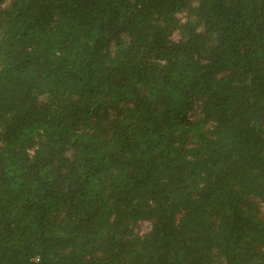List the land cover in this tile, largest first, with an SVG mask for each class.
Returning <instances> with one entry per match:
<instances>
[{
    "label": "trees",
    "instance_id": "1",
    "mask_svg": "<svg viewBox=\"0 0 264 264\" xmlns=\"http://www.w3.org/2000/svg\"><path fill=\"white\" fill-rule=\"evenodd\" d=\"M0 264H264V0H0Z\"/></svg>",
    "mask_w": 264,
    "mask_h": 264
},
{
    "label": "rangeland",
    "instance_id": "2",
    "mask_svg": "<svg viewBox=\"0 0 264 264\" xmlns=\"http://www.w3.org/2000/svg\"><path fill=\"white\" fill-rule=\"evenodd\" d=\"M150 229V224L149 223H140L139 224V227L137 228V230L140 232V233H144L146 232L147 230Z\"/></svg>",
    "mask_w": 264,
    "mask_h": 264
}]
</instances>
